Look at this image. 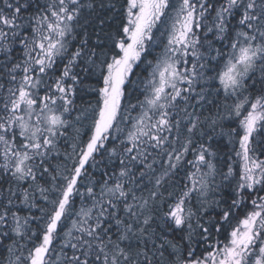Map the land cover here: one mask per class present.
I'll return each instance as SVG.
<instances>
[{
    "label": "snow or ice",
    "instance_id": "obj_1",
    "mask_svg": "<svg viewBox=\"0 0 264 264\" xmlns=\"http://www.w3.org/2000/svg\"><path fill=\"white\" fill-rule=\"evenodd\" d=\"M0 264H264V0H0Z\"/></svg>",
    "mask_w": 264,
    "mask_h": 264
}]
</instances>
